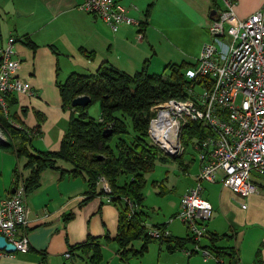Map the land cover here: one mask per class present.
I'll return each instance as SVG.
<instances>
[{
	"label": "crops",
	"instance_id": "crops-1",
	"mask_svg": "<svg viewBox=\"0 0 264 264\" xmlns=\"http://www.w3.org/2000/svg\"><path fill=\"white\" fill-rule=\"evenodd\" d=\"M82 1L0 0V47L14 36L16 55L21 60L18 73L38 92L36 96H16L11 107L17 127L34 130L39 126V133L29 136L32 149L61 148L71 109L64 108L59 81H65L74 71L96 72L102 64L129 73L146 64L152 73H160L171 62L180 64L189 55L184 47L188 42H200L199 55L202 45L211 40L209 25L217 12L214 10L222 5V0H117L137 23L123 24L114 31L98 15L83 10ZM234 1L238 18H246L264 6V0ZM150 3L149 23L142 26ZM236 17L231 18L232 24ZM26 34L35 47L25 42ZM64 167L70 168V164ZM188 170L192 182L180 193L178 209L182 194L197 184L201 162L196 171L190 166ZM19 171L28 175V170ZM13 181L12 177L11 186L0 191V199L12 193ZM203 189L202 196L212 203L213 214L201 246L211 249L207 245L211 231L227 233L216 244L228 252L217 264H234L238 256L239 264H264V191L242 196L220 181H209V190ZM87 190L88 183L82 176L53 168L43 171L39 186L26 193L29 222L18 233L28 236L29 250L1 256L0 264H90L79 249L71 257L66 252L90 234L101 237L103 246L115 241L124 202L115 203L103 194L83 202ZM70 213L72 216L66 219ZM170 227L167 223L170 235H174Z\"/></svg>",
	"mask_w": 264,
	"mask_h": 264
},
{
	"label": "built area",
	"instance_id": "built-area-1",
	"mask_svg": "<svg viewBox=\"0 0 264 264\" xmlns=\"http://www.w3.org/2000/svg\"><path fill=\"white\" fill-rule=\"evenodd\" d=\"M234 4V0H222L209 25L211 40L202 45L196 63L184 70L191 81L187 86L189 97H170L154 104L148 125L151 141L165 155L176 158L184 154L182 133L189 121H203L212 130L191 140L201 170L197 184L182 194L175 217L185 224L196 244L195 249L184 247V251L189 255L202 251L206 259L218 262L224 256L200 244L213 214L212 203L201 193L203 182L220 181L242 196L264 191V6L246 18H238ZM81 8L98 15L114 31L123 24L137 23L117 0H83ZM232 17H236L234 24ZM15 42L11 36L0 47V110L7 117L10 96L38 95L18 73L21 60ZM0 137L7 138L1 126ZM98 184L112 201L108 178L100 175ZM125 200L130 209L136 207L130 198ZM28 214L26 191L20 181L15 192L0 199V236L14 243L16 251L27 252L30 247L28 236L18 234L20 227L28 225ZM148 232L154 238L170 236L168 228L154 226ZM16 251L0 248V257ZM66 256L71 257V252ZM239 261L238 256L234 264Z\"/></svg>",
	"mask_w": 264,
	"mask_h": 264
},
{
	"label": "trees",
	"instance_id": "trees-1",
	"mask_svg": "<svg viewBox=\"0 0 264 264\" xmlns=\"http://www.w3.org/2000/svg\"><path fill=\"white\" fill-rule=\"evenodd\" d=\"M152 5L150 3L146 10L142 26L149 23ZM24 37L30 46H36L29 35ZM92 54L91 51L89 55ZM185 64L168 63L166 68L170 67V73L166 75L152 73L147 64L135 73L110 64H102L93 73L72 72L65 81L58 82L64 108L71 109L69 124L59 150H39L28 146V141L31 140L29 136L39 133V126L34 130H27L14 124L11 107L16 95L10 96V114L8 117L4 116L0 110V126L7 137L6 147L19 158L25 159L23 167L28 170V175L23 176L18 167L14 168V188L21 181L26 193L33 190L39 186L43 171L53 168L64 174L86 179L88 190L84 202L95 195H104L98 178L105 175L113 188V202L126 201V197L136 205L132 210L125 202L120 211L119 229L114 237L118 243L116 252L122 260H127L130 253L143 256L154 239L148 232L147 212L143 206L145 174L155 166L158 159L167 158L163 150L151 141L148 125L154 114V104L170 97H189L187 86L191 81L185 77L182 69ZM82 94L91 96L90 104L73 106L72 100ZM95 102L100 104L101 113L98 118L89 113L90 106ZM106 128H111L113 133L106 136ZM211 133L212 130L203 121L191 120L183 129L182 141L187 144L196 136ZM15 134L21 135L20 143L14 141ZM62 161L68 162L70 168L62 166ZM261 185L264 186V182ZM71 216V213L68 214L66 219ZM154 226L166 228L167 223H156ZM225 235L228 234L213 231L208 235L210 243L207 245L216 255L224 256L228 253L225 248L216 245ZM106 238L110 239V236L107 235ZM135 239L143 240L140 248L133 245ZM101 240V237L90 234L85 241L70 247L71 255L79 249L88 257L90 264H104ZM159 240L166 243L168 250L174 251L184 248L193 238L190 234L184 237L170 235Z\"/></svg>",
	"mask_w": 264,
	"mask_h": 264
},
{
	"label": "rangeland",
	"instance_id": "rangeland-1",
	"mask_svg": "<svg viewBox=\"0 0 264 264\" xmlns=\"http://www.w3.org/2000/svg\"><path fill=\"white\" fill-rule=\"evenodd\" d=\"M4 17V16H3ZM197 39H192L187 43L186 47L189 55L182 58L180 64L186 63L183 70L188 65L195 64L199 55L197 53L200 48V42ZM200 53V52H199ZM184 60V61H183ZM183 61V62H182ZM172 63V62H171ZM160 73L165 75L170 73V67L163 68ZM199 89V88H198ZM241 96L237 99L239 102ZM1 113V112H0ZM89 113L98 118L100 111L99 102L93 103L89 108ZM15 142H21V135L16 134L13 138ZM32 140L28 141V146L33 147ZM184 154L179 158H172L167 156L165 160L158 159L155 166L146 172V183L144 187V209L147 212L146 224L150 228L154 227L156 223H168L174 235L184 237L187 236L188 230L186 226L175 217L178 209V200L180 193L185 189L186 185L192 182L190 178L189 166L193 171H196L199 165L198 151L193 146L191 141L184 144ZM24 158H19L13 151L7 149L6 146L0 145V191L5 192L12 183L13 169L19 166V169H24ZM62 165H67L65 161L61 162ZM197 164V166H196ZM26 170V169H24ZM192 172V171H191ZM121 179V178H120ZM204 192L209 190V181H204ZM125 204V201H123ZM210 222V219L207 223ZM187 230V231H186ZM206 237L202 238L206 242ZM142 239H135L133 245L135 248H140ZM187 248L195 249L196 244L192 241L187 243ZM118 248L117 241H110L107 245L102 247V262L104 264H206L203 253L200 251L197 254H187L184 249H176L170 251L167 249L166 243H161L159 238H154L149 243L148 250L143 256H135L133 253L128 255L127 260L121 261L116 254ZM210 262L217 264L214 258H209ZM88 263V262H87Z\"/></svg>",
	"mask_w": 264,
	"mask_h": 264
},
{
	"label": "water",
	"instance_id": "water-1",
	"mask_svg": "<svg viewBox=\"0 0 264 264\" xmlns=\"http://www.w3.org/2000/svg\"><path fill=\"white\" fill-rule=\"evenodd\" d=\"M217 10L215 9L214 12H216ZM92 98L90 95L88 94H82V95H79L77 97H75L73 100H72V105L73 106H87L88 104H90ZM113 133V130L111 128H106L104 130V134L106 136H109ZM8 143L7 139L6 138H3V137H0V145H4L6 146ZM172 158H176V157H172ZM12 192H15V188L12 189ZM0 248H5L6 250L8 251H16V245L12 242H8L6 237L4 235H1L0 236Z\"/></svg>",
	"mask_w": 264,
	"mask_h": 264
}]
</instances>
